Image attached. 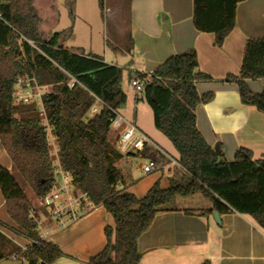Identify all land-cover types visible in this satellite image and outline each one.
Returning a JSON list of instances; mask_svg holds the SVG:
<instances>
[{
    "label": "trees",
    "instance_id": "obj_1",
    "mask_svg": "<svg viewBox=\"0 0 264 264\" xmlns=\"http://www.w3.org/2000/svg\"><path fill=\"white\" fill-rule=\"evenodd\" d=\"M244 1L193 0V27L222 47L235 28L236 7ZM102 2L99 0L101 11ZM65 6L72 24L75 1L65 0ZM0 14V143L12 171L41 200L53 187L47 128L37 113L16 118L20 109L14 87L21 78H33L42 88L50 86L40 101L56 141L57 162L72 177L75 188L113 219L114 228L104 229L105 248L87 264H140L137 239L157 214L174 211L172 205L178 198L198 195L212 206L204 215L240 214L264 231V159L254 161L250 151L239 148L234 161L228 163L198 133L195 109L209 102L212 94L196 92L199 81L211 79L198 71L193 50L170 57L149 76L128 73V82L133 77L143 82L141 99L151 110L155 129L171 143L179 166L168 177L165 189L157 182L138 199L117 191L126 184V175L114 165L138 154L124 156L114 150L105 107L86 117L94 103L92 95L115 110L125 103L119 82L123 71L104 64L99 56L65 47L72 30L68 27L53 33L59 19L56 0H0ZM242 61L238 76L225 80L236 83L245 106L264 115V91L252 94L247 86L248 80H264V40L247 41ZM69 77L80 85L69 90ZM12 171L0 167V192L8 216L31 241L25 252L15 253V259L21 264H54L63 254L56 245L39 238L30 203ZM4 257L0 253V260Z\"/></svg>",
    "mask_w": 264,
    "mask_h": 264
},
{
    "label": "crops",
    "instance_id": "obj_2",
    "mask_svg": "<svg viewBox=\"0 0 264 264\" xmlns=\"http://www.w3.org/2000/svg\"><path fill=\"white\" fill-rule=\"evenodd\" d=\"M56 1L59 12L60 2L65 5V0ZM74 1V23L82 20L79 8L88 13L99 6V0ZM236 8L235 28L224 39L222 47L215 45L210 35L197 32L193 27V0H103L101 17L103 62L126 73L149 76L174 55L190 50L196 53L198 71L211 79L199 81L195 85L196 92L198 95L212 94L209 102L195 109L196 129L228 163L234 161L239 148L250 151L254 161L264 159V115L245 106L236 83L225 80L238 76L246 42L264 40V0H246ZM72 30L74 33V24ZM70 37L66 48H78L85 55H96L92 44L86 48L75 44ZM108 50L111 51L109 58L105 53ZM247 86L252 94L260 93L264 91V80H248ZM27 92L35 97L31 89ZM151 142L153 146L145 153H154L158 158L171 157L162 153L153 140ZM135 159L145 160L143 154L123 158L126 166L119 169L126 175V184L118 186L117 191L142 199L157 182L162 189L166 188L168 177L164 176L157 161L159 171L138 181L130 179L128 173L131 174ZM0 167L12 171V163L1 143ZM173 205L174 211L157 214L149 229L137 239L140 264H264V231L247 216L220 214V225H217L212 218L213 212L202 213L212 210L210 202L198 195L178 198ZM31 215L37 222L39 238L56 245L63 254L54 264H87L89 258L106 246L104 229L114 228L113 219L99 205L65 228H56L46 211ZM0 236V253L5 255L0 264H21L15 259V253L26 250L31 241L8 216L1 192Z\"/></svg>",
    "mask_w": 264,
    "mask_h": 264
},
{
    "label": "rangeland",
    "instance_id": "obj_3",
    "mask_svg": "<svg viewBox=\"0 0 264 264\" xmlns=\"http://www.w3.org/2000/svg\"><path fill=\"white\" fill-rule=\"evenodd\" d=\"M93 11L94 12L90 11L87 13V11L86 12L83 11L82 7L79 8L78 12L82 20L77 21L78 23L76 21L74 23L73 21V23L71 24L68 16L69 13L67 12L66 6L63 4V2H60L58 24L55 27L53 33H58L60 31L65 30L68 27H71L72 30L74 24L75 32L73 33L72 30L73 35L71 34L72 36L71 41L75 42V44H79L86 48L90 44H92L93 50L95 51L96 55L102 58L105 49L104 42L102 40L103 37H102V29H101L102 11L100 10L99 6H96V8ZM86 27L87 28L91 27L89 28L91 30H88ZM110 36L112 35L109 33V38H112ZM105 53L108 58L109 56H111L110 50L106 51ZM119 82H120V87L123 93L125 94L126 101L124 104L118 107L117 113L126 121L133 122L137 127V129L141 131L143 135L148 136L151 140H153V142H155L158 145V148L160 150L162 149L161 150L162 153L164 152L166 154H169V156H171L173 159H177L176 153L174 152L173 147L169 142V140L166 138L165 135H162L158 130L155 129L151 110L148 104L141 99L140 93L135 91V89L130 84L131 82L130 81L128 82V73L123 71ZM37 89L32 88L31 93L33 95H36L39 92L40 93L39 97H41L44 93L50 91V86L49 87L46 86L45 88L37 86ZM39 97L35 96L28 98L27 102L20 101L16 97L15 103L16 106L20 109V112L16 115V118L21 119L33 113L39 114V117L42 119L44 125L47 128L51 161H52V166L54 167L57 164L56 141L52 135L51 129L48 127L44 119V115H42L43 111ZM86 117L87 118L91 117L89 112L86 115ZM108 137L110 144L115 148L114 150L118 152L116 148V138H117L116 132L110 129ZM142 154H143V159H145L146 161L135 159L132 162V166L130 168L131 174L127 172L129 175H131L130 179L132 180L135 179L138 181L146 177L145 175H143V173L139 172L138 169L139 166L145 164V162H147L148 159L159 162L160 165L159 164L158 165L162 167L161 171L164 174V176L169 177L172 176L175 172H177L176 166L169 165L170 160L168 157L162 155V157L158 158L157 155L151 152H147V153L144 152ZM114 165L118 168L124 169L126 163H124V160L121 159L115 161ZM12 175L18 186L22 189L24 195L26 196V199L30 203L31 213L45 212L41 206L40 199L35 196L33 189L28 185V183L17 172L12 171ZM197 198L201 199L199 197Z\"/></svg>",
    "mask_w": 264,
    "mask_h": 264
},
{
    "label": "built area",
    "instance_id": "obj_4",
    "mask_svg": "<svg viewBox=\"0 0 264 264\" xmlns=\"http://www.w3.org/2000/svg\"><path fill=\"white\" fill-rule=\"evenodd\" d=\"M130 82L136 92L140 93L142 91L143 82L137 78L132 79ZM67 84L69 90H73L80 85L75 77H69ZM32 88L37 89L36 81L33 78L19 79L14 87L15 100L17 97L20 101H27L28 98L32 97V95H28L27 91ZM39 95L38 92L34 96L39 97ZM92 97L94 103L89 113L92 116L98 113L100 108L105 107L107 109L109 129L116 132V148L120 154L127 156L129 153H133L141 156L148 147L153 146L151 140L143 135L133 122L126 121L117 113V110L107 107L97 97L93 95ZM168 158L170 160L169 165L179 167L175 159ZM159 170L160 167L151 159H148L140 168L145 176ZM40 203L56 228H65L76 223L88 215L94 207L90 203L88 195L75 188L72 177L62 170L58 162L53 167V187L42 197ZM22 252H25V250H22Z\"/></svg>",
    "mask_w": 264,
    "mask_h": 264
},
{
    "label": "water",
    "instance_id": "obj_5",
    "mask_svg": "<svg viewBox=\"0 0 264 264\" xmlns=\"http://www.w3.org/2000/svg\"><path fill=\"white\" fill-rule=\"evenodd\" d=\"M212 218H213L215 224L220 225L219 214L217 212L212 213Z\"/></svg>",
    "mask_w": 264,
    "mask_h": 264
}]
</instances>
